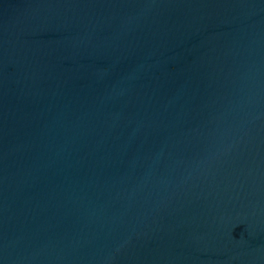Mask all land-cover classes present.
Here are the masks:
<instances>
[{
	"label": "water",
	"instance_id": "obj_1",
	"mask_svg": "<svg viewBox=\"0 0 264 264\" xmlns=\"http://www.w3.org/2000/svg\"><path fill=\"white\" fill-rule=\"evenodd\" d=\"M0 264H264V0H0Z\"/></svg>",
	"mask_w": 264,
	"mask_h": 264
}]
</instances>
